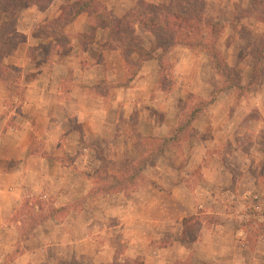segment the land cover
<instances>
[{
    "label": "crops",
    "instance_id": "0c3cea01",
    "mask_svg": "<svg viewBox=\"0 0 264 264\" xmlns=\"http://www.w3.org/2000/svg\"><path fill=\"white\" fill-rule=\"evenodd\" d=\"M74 1L53 0L45 10L35 5L22 9L16 31L25 40L21 47L17 46L2 58L3 65H10L17 71L12 92L0 84V234L14 231L12 226H8L7 217L12 216L13 208L17 206L19 191L31 186L28 176L35 170L36 161L40 163L36 168L38 171H45L48 161L56 162L50 157L58 149L53 142L64 137L62 123L72 122L79 124L88 138L86 130L98 139L94 142V159L98 162L122 153L131 160L149 155V160L140 169L139 179L126 182L131 187L129 190L106 195L107 201L113 200L107 202L106 210L94 213V219L86 218L84 211L79 213L78 219L87 224L86 228L94 220V234L98 238L99 235L120 234L118 243L123 245L124 256L137 255L140 264H176L186 261L190 252L191 264L195 261L217 264L214 258H209L210 249L203 242L198 240L188 249L173 237L181 229L178 225L183 218L198 214L200 206L196 208V196H201L203 202L210 206L219 204L215 189L222 174L216 173V169L220 173L227 165L202 162L207 152L198 151L195 142L180 141V146L161 145L172 137V132L180 123L179 116L170 117L178 105L176 90L189 87L177 81L176 73L184 66L185 57L192 52L180 45L170 49L168 55L173 61L175 89L167 96L157 88L160 69L157 51H153L151 59L140 65L133 79L125 86L117 87V84L126 81L127 67L120 50L111 46L109 28L93 26L86 12L78 13L71 20H58ZM108 11H112L111 8ZM52 31L54 34H50ZM137 31H140L138 25ZM83 35H86L84 41L87 45L80 48L77 36ZM66 38L69 40L65 46L70 44V51L63 55L61 40ZM44 45H48L52 52L45 51ZM81 62L85 68H80ZM65 68L69 74L65 73ZM67 75H70L69 81L66 80ZM257 110L260 117L255 122L258 130L252 127L256 130L253 145L261 146V150L253 155L264 157V140L260 132L264 129L263 101L257 104ZM235 119L236 127L239 120ZM36 123H42L38 139H42L46 154L37 159L31 149ZM191 127L200 136L208 131L209 137L204 142H215L214 138L223 133L226 126H218L213 115L204 114ZM235 132L238 133V129ZM230 136L226 141L232 144ZM198 156L202 158L197 159ZM223 156L229 157L226 154ZM98 164H94V169L100 170ZM258 167L255 161L251 166L240 168V176H235L233 180L239 196H250L258 188L264 173L249 172L258 170ZM45 179L39 175L36 183L42 192L46 186ZM247 184L250 189L248 186L244 188ZM67 197L62 195L61 198ZM83 243L86 240L82 238L71 246L74 256L90 255L94 264H118L121 261L115 255L101 258L103 247L96 241L94 254H88V250L81 248ZM26 253L10 264H19V258L27 257Z\"/></svg>",
    "mask_w": 264,
    "mask_h": 264
},
{
    "label": "rangeland",
    "instance_id": "374dc122",
    "mask_svg": "<svg viewBox=\"0 0 264 264\" xmlns=\"http://www.w3.org/2000/svg\"><path fill=\"white\" fill-rule=\"evenodd\" d=\"M94 1L99 2L106 11L111 8L112 11L108 12L119 20L123 19L127 12L139 14L141 10L136 5L139 1L150 4L165 2V0ZM204 1L205 25L202 27L201 38L215 48L219 61L224 65V71L222 70L223 73L218 71L210 56L204 51L182 46L192 53L185 57L186 62L184 61V66L177 70L176 76L177 81L186 84L189 89L176 90L178 105L169 115L179 116L180 123L172 132V137L161 145L169 143L180 146L182 144H178L180 141L195 142L198 151L207 152L202 162L206 161L216 166L224 163L227 170L219 173L216 169V173L222 174L220 182L217 179L218 187L215 189L219 204L210 206L203 202L201 196H196V208L200 206L197 208L198 214L183 218L178 225L181 229L173 238L188 249H191L192 244L198 240L203 242L205 247L210 249L209 258H214L217 264H264V177L260 178V184L254 193L245 198L239 196L233 181L235 176H240V168L243 165L251 166L255 161L258 162V170L249 172L264 173V157L253 155L261 150V146L253 145L256 130L252 128L257 127L255 122L260 117L257 104H262V101L264 103V0H250L254 2L251 5L249 0ZM85 2L86 0H75L58 20H71L73 12ZM129 21L134 25L132 30L126 32L123 29L124 34L120 35L122 41H127L132 48L123 53L127 61V77L126 81L117 84V87L125 86L133 79L140 65L147 61L153 51H157L158 65L161 67L160 72L158 71L157 88L167 96L175 89L173 61L170 54L168 55L175 45L162 38V32L158 37L149 29L143 28L137 17H132ZM137 25L140 31L136 32ZM52 33L54 34L53 31L50 32ZM85 36H77L80 48L87 45L84 41ZM194 38L199 39L197 35H194ZM19 39L21 38H15V42L18 43L13 45L14 48L7 46V52L0 56V77L5 78L2 70H6V67L9 69L5 81L3 83L0 81V84L10 89L16 82L17 70L10 65H3L2 58L17 46H22L25 38L20 41ZM68 40L67 38L64 39L65 42L61 40L64 45L63 55L70 51V44L68 47L65 46ZM111 40V46L121 50V43H113L112 35ZM160 44L163 49L160 48ZM43 49L52 52L48 45H44ZM134 49L139 53L134 52ZM80 68H85L83 62ZM65 73L69 74L66 68ZM69 76L66 77L67 81ZM162 85L164 90L161 89ZM10 91L12 92V89ZM204 114L213 115L218 126H226L223 133L214 138L215 142H204L209 137L208 131L200 136L191 127L192 123H198ZM235 118L239 120L236 127ZM200 123L203 127L202 122ZM203 123L206 125V122ZM36 126L31 149L37 159L45 152L42 139H38L42 123H36ZM61 127L64 137L53 142L58 149L50 155L56 162L50 160L45 171H38L36 168L40 163L36 161L33 166L35 170L28 176L31 186L19 191L17 206L13 208L12 216L7 217V224L9 223L8 226H12L14 231L0 234V264H10L17 257L27 254L26 252L27 257L19 258V264H94V258L90 255L76 257L72 252L71 246L82 238L88 245L83 243L84 247L82 245L81 248L88 250V254L89 252L94 254L96 241L103 247L104 253L101 258L115 255L121 259L118 264H140L139 256L129 257L128 254L124 256L123 245L118 243L120 234L99 235L98 238V235L94 234V220L87 230L85 227L87 224L78 218L79 213L84 211L86 218L94 219V213L106 210L104 208L108 205L107 202L113 201L112 199L107 201L106 195L129 190L131 187L129 188L126 182L129 179L130 182L139 179L140 169L149 160V155L145 157L141 155L137 160H131L122 153L98 162L94 159V142L98 140L94 139V133L86 130L88 138L81 126L72 122L62 123ZM237 129L238 133L235 132ZM260 132L261 139L264 140V129H260ZM228 135H232L230 136L232 144L226 141ZM156 147L159 148V144ZM96 162L99 163L100 170L94 169ZM39 175L47 180L43 192L36 187ZM230 177L232 178L229 179ZM94 178L97 181H94ZM248 188L250 189V186ZM62 195L68 197L62 199ZM109 224L112 225L113 222L109 220ZM191 258V252L187 253L186 261H178L176 264H191ZM195 264L214 263L195 261Z\"/></svg>",
    "mask_w": 264,
    "mask_h": 264
},
{
    "label": "trees",
    "instance_id": "16d2710c",
    "mask_svg": "<svg viewBox=\"0 0 264 264\" xmlns=\"http://www.w3.org/2000/svg\"><path fill=\"white\" fill-rule=\"evenodd\" d=\"M52 1L53 0H0V56L7 52V46L10 45V48H14L13 45L18 43V41L15 42V38L20 37L23 39L22 35L16 31V22L21 10L31 5H35L38 9L44 10ZM249 4H254V2L249 0ZM136 5L139 10H141L139 14L127 12L124 18L119 20L106 11L105 7L99 2L95 3L94 0H86L82 6L73 12L72 17L76 16L78 13L86 12L93 26L95 23V27H108L114 39L113 43H121L120 53L125 63H127V61L123 53L125 50H131L132 48L127 41H122L120 35L124 34V30H126V32L130 29L132 30L134 25L129 19L137 17L138 23L143 28L149 29L158 37L160 32H162V38H166L172 45H180L188 49H199L204 51L210 56L214 67L223 73L224 65L219 61L215 48H212L208 42H205L204 38H201L202 27L205 25L203 17L204 11L206 10V3L204 0H165L162 4H150L139 1ZM97 21L102 23H97ZM194 35H197L199 39H195ZM21 39H19V41ZM160 48L163 49L161 44ZM134 52L139 53V51L135 49ZM149 59H151V55H149L146 60ZM159 68L160 72L161 67ZM8 70L7 67L6 70H2V73L6 75L5 78L7 77L6 72ZM5 78L0 77V81L3 83ZM163 88L162 85L161 89Z\"/></svg>",
    "mask_w": 264,
    "mask_h": 264
}]
</instances>
